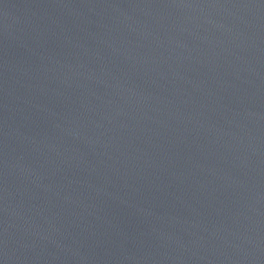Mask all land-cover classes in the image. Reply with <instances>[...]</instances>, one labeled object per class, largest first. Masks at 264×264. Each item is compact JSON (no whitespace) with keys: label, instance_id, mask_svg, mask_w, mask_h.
Listing matches in <instances>:
<instances>
[{"label":"water","instance_id":"water-1","mask_svg":"<svg viewBox=\"0 0 264 264\" xmlns=\"http://www.w3.org/2000/svg\"><path fill=\"white\" fill-rule=\"evenodd\" d=\"M0 264H264V0H0Z\"/></svg>","mask_w":264,"mask_h":264}]
</instances>
